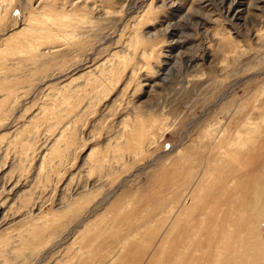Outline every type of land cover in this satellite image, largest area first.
I'll return each mask as SVG.
<instances>
[{"label": "rangeland", "instance_id": "rangeland-1", "mask_svg": "<svg viewBox=\"0 0 264 264\" xmlns=\"http://www.w3.org/2000/svg\"><path fill=\"white\" fill-rule=\"evenodd\" d=\"M0 264H264V0H0Z\"/></svg>", "mask_w": 264, "mask_h": 264}, {"label": "bare ground", "instance_id": "bare-ground-1", "mask_svg": "<svg viewBox=\"0 0 264 264\" xmlns=\"http://www.w3.org/2000/svg\"><path fill=\"white\" fill-rule=\"evenodd\" d=\"M62 25L66 26L65 24H62ZM32 53H34V54H33L32 56L30 55V57H32L33 60H36V59L41 55V54H36V53L34 52V50H33ZM218 130H219V127H217V133H218V135H219V132H220V134L223 133L224 128L221 129L220 131H218Z\"/></svg>", "mask_w": 264, "mask_h": 264}]
</instances>
